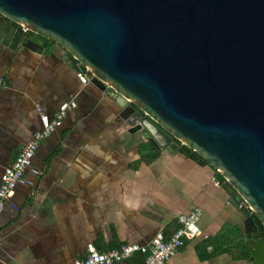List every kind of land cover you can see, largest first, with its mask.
<instances>
[{
	"label": "crops",
	"instance_id": "0c3cea01",
	"mask_svg": "<svg viewBox=\"0 0 264 264\" xmlns=\"http://www.w3.org/2000/svg\"><path fill=\"white\" fill-rule=\"evenodd\" d=\"M65 51L42 53L0 44V184L5 169L43 129L38 110L54 118L72 99L77 108L40 146L13 202L0 217V264H74L89 246L100 252L146 245L172 235L178 217L202 210L201 234L166 264H253L229 229L245 235L247 211L232 204L223 176L184 152L157 149L131 132L120 106L90 82ZM221 242V243H219ZM120 264H146L136 255Z\"/></svg>",
	"mask_w": 264,
	"mask_h": 264
},
{
	"label": "water",
	"instance_id": "95a60500",
	"mask_svg": "<svg viewBox=\"0 0 264 264\" xmlns=\"http://www.w3.org/2000/svg\"><path fill=\"white\" fill-rule=\"evenodd\" d=\"M50 41L131 132L223 176L250 207L248 261L264 264V0H0V44Z\"/></svg>",
	"mask_w": 264,
	"mask_h": 264
},
{
	"label": "built area",
	"instance_id": "2783aa9c",
	"mask_svg": "<svg viewBox=\"0 0 264 264\" xmlns=\"http://www.w3.org/2000/svg\"><path fill=\"white\" fill-rule=\"evenodd\" d=\"M80 79L83 84H88L91 81V72L86 70L80 75ZM5 85L4 81H0V87ZM75 108H77L75 99L65 102L60 106L54 118L45 114L42 107L38 108L43 129L35 133L34 137L21 149L12 164L2 174L0 217L7 204H11L14 210H19L17 204L13 202L17 187L23 184L34 185V182L26 178V173L31 169L35 176L40 175L39 170L33 168L32 164L41 144L64 124L69 112ZM241 206H243L242 209L246 210L250 208L244 202ZM201 215L202 210L200 208H195L188 214H181L178 217V227L172 235L167 237L163 233L158 234L146 245L124 244L106 252H100L91 245L88 254L84 258L76 259L74 264H120L136 255L142 256L146 264H166L178 255L187 241L193 240L201 234L199 227Z\"/></svg>",
	"mask_w": 264,
	"mask_h": 264
},
{
	"label": "trees",
	"instance_id": "16d2710c",
	"mask_svg": "<svg viewBox=\"0 0 264 264\" xmlns=\"http://www.w3.org/2000/svg\"><path fill=\"white\" fill-rule=\"evenodd\" d=\"M50 43H54V42L50 41ZM83 69L85 71L87 70L85 68H83ZM192 156L195 157V158H197V159H199L201 162H203V160H201L199 156H197V155H192ZM223 181H224V178H223ZM244 210L246 211V209H244ZM227 236L230 237V239H232L233 237H235L236 240H235V243L234 244L236 246H238L239 248H242L244 250V252H245V255L244 256H245L246 259H248L249 256H250V253H249V251L247 249V240H246L245 235L243 236L241 230L240 229H229L223 235L219 236L218 238H216L214 240L218 241L219 239L225 238ZM219 243H221V242H219Z\"/></svg>",
	"mask_w": 264,
	"mask_h": 264
},
{
	"label": "flooded vegetation",
	"instance_id": "af4514ba",
	"mask_svg": "<svg viewBox=\"0 0 264 264\" xmlns=\"http://www.w3.org/2000/svg\"><path fill=\"white\" fill-rule=\"evenodd\" d=\"M49 43H50V42H49ZM249 228H250V230H253V226H250ZM245 237H246V235H245Z\"/></svg>",
	"mask_w": 264,
	"mask_h": 264
}]
</instances>
